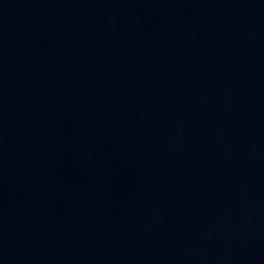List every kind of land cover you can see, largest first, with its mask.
<instances>
[{"label":"water","instance_id":"obj_1","mask_svg":"<svg viewBox=\"0 0 264 264\" xmlns=\"http://www.w3.org/2000/svg\"><path fill=\"white\" fill-rule=\"evenodd\" d=\"M0 264H264V0H0Z\"/></svg>","mask_w":264,"mask_h":264}]
</instances>
